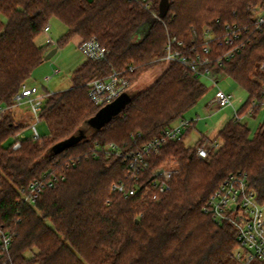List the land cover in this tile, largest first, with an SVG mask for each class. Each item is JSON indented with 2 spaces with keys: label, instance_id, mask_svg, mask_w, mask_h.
Here are the masks:
<instances>
[{
  "label": "trees",
  "instance_id": "16d2710c",
  "mask_svg": "<svg viewBox=\"0 0 264 264\" xmlns=\"http://www.w3.org/2000/svg\"><path fill=\"white\" fill-rule=\"evenodd\" d=\"M169 2L167 15L158 18L154 13L159 12L160 0L153 1L152 11L130 0H0V107L4 108L0 228L14 235L9 250L0 249V264H237L236 228L229 222L215 223L203 208L229 174L240 170L248 172L264 204V122L253 133L242 119L229 120L208 160L196 155L205 139L187 145L185 131L167 141L160 155L148 158L138 183L143 187L152 180L153 169L174 159L176 172L159 202L143 200L142 190L125 195L112 188L121 180L128 188L137 184L127 178V154L174 125L207 91L205 82L186 72L181 63L161 59L169 38L182 40L188 53L202 52L206 25L219 31L226 24L249 26L255 17L253 7L264 4V0ZM53 18L67 27L58 47L74 37L83 41L94 36L109 51L108 57L86 58L72 72L69 88L45 97L39 116L48 124L49 135L42 136V142L17 138L34 118L29 110L16 117L14 97L50 51L36 39ZM212 45L208 56L214 58L222 48ZM157 62L168 64L163 75L91 138L60 153L52 150L98 112L89 95L92 79L118 69L131 81ZM261 64L264 29L232 60L211 64L215 74L230 76L247 90L248 99L238 110L243 117L249 116L252 102L262 98ZM261 109L258 106L254 115ZM110 143L123 154L109 156L105 147ZM51 172L63 173L65 179L44 189L34 205L21 200L22 189Z\"/></svg>",
  "mask_w": 264,
  "mask_h": 264
},
{
  "label": "built area",
  "instance_id": "2783aa9c",
  "mask_svg": "<svg viewBox=\"0 0 264 264\" xmlns=\"http://www.w3.org/2000/svg\"><path fill=\"white\" fill-rule=\"evenodd\" d=\"M141 4L146 9L151 10L154 0H130ZM152 11V10H151ZM254 20L251 25L226 24L219 31L213 26L204 27L205 43L202 52L188 53L184 51L185 44L177 37H170L166 46V55L161 59L164 61H176L181 63L186 72H191L202 81H210L213 85L219 86L216 80L217 74L213 71L211 64L216 61L223 65L226 61L232 60L238 53L252 45L258 38L260 32L264 29V4H258L253 7ZM161 18L158 13H154ZM44 33L49 35V42L57 44L50 36L51 24L44 27ZM222 48L214 58L208 56L213 51V45ZM58 45V44H57ZM79 49L86 58L92 60H106L109 51L101 42L92 37L78 43ZM130 70L134 66H130ZM61 70L54 68L51 75H46L44 80L48 83L54 76L59 75ZM130 86L129 78L123 71L113 69L106 76H99L89 83V95L99 109L115 101L123 93H126ZM52 91H41L35 84L23 83L20 91L14 97L15 105L27 104L28 110L33 116L35 122L27 128L33 131L31 138L42 142L37 124L41 121L40 111L42 110L44 99ZM211 104L220 108L233 105V95L219 88L213 97ZM258 106L264 107V91L260 101H253L247 115L252 116ZM239 110V109H238ZM235 110L234 118L242 119L243 115ZM4 111L0 107V115ZM198 118L182 117L171 127L166 128L163 133L145 144L137 151H131L127 155L129 164L130 180L137 184L128 188L126 183L121 180L113 184V190L124 193L125 195H136L142 190V199L159 202L163 195L169 190L170 182L176 172L175 167H156L152 170V180L146 185L139 186L141 183V174L148 167V158L161 154L163 145L169 141L181 136L185 130L191 127ZM26 128V129H27ZM25 129V130H26ZM25 130L17 134V138H24ZM19 145V142L16 146ZM219 146L217 141H205L202 146L197 148L196 155L200 159L208 160L211 152ZM96 149H99L97 147ZM105 152L109 156L113 154L122 155L123 150L115 143H110L105 147ZM108 151V152H107ZM98 154V152H97ZM65 179L63 173L51 172L43 179L33 181L27 189H22L21 200L30 205H34L40 193L47 187H53L55 183ZM204 213L209 215L217 224L226 222L231 223L238 233V244L235 249V258L237 264H251L255 260L264 261V204L258 199L256 190L251 186L249 174L246 171H236L220 184V186L210 195L204 208ZM14 235L11 232L0 228V249L8 251L12 245Z\"/></svg>",
  "mask_w": 264,
  "mask_h": 264
},
{
  "label": "rangeland",
  "instance_id": "374dc122",
  "mask_svg": "<svg viewBox=\"0 0 264 264\" xmlns=\"http://www.w3.org/2000/svg\"><path fill=\"white\" fill-rule=\"evenodd\" d=\"M2 18L3 20H5L4 16H2ZM50 24L51 31L49 34L54 39V41L57 42L58 39L67 31V27L58 18H53L50 21ZM80 40V37H74L65 46L58 47L57 44H51L49 42V35L44 33L43 31V33L40 34L36 39L37 44L48 45L50 50L57 48V52L51 59L44 60V62L33 71L32 76L29 79V83L37 85L42 92H45L44 89H48L52 92H57L69 88L71 85L72 72L85 59V55L78 47V43ZM167 67V62H157L148 67L146 70L139 71L138 75L131 79L127 93L132 97V99L137 97L139 94H141L142 92L147 90L151 85H153L157 81V79L163 75ZM54 68H59L61 70V73L59 75L54 76L47 83L44 78L46 75H51L53 73ZM263 68L264 66L263 64H261L259 69ZM218 79L219 86L215 87H211L212 83L210 81L207 80L205 82L207 86L206 93L199 99V101L194 107H192L190 110H188V112H186L187 116H191L196 113H199L200 115H206V113L209 112L208 110L206 111V105L210 103L219 88L223 89L227 93H234V95L240 99L244 97V95L246 96V92L234 78L222 74L218 76ZM208 107L210 109H214L215 111L213 113H209L208 116L205 117L206 119L203 120V122L201 121V126L204 129H208L212 126L215 127L217 121L223 116L224 113V111L218 110L215 105H208ZM14 111L16 117H22L24 114L23 111H28V106L25 103L17 105L16 107H14ZM226 111H229V109H226ZM244 121L247 122L252 132L255 133L260 124L264 122V108L263 111H261L259 115H257V117L245 118ZM30 122L33 123L35 122V120L31 119ZM37 129L41 136L49 135V127L45 121H40L37 124ZM81 130L84 131V134L87 138H91L96 131L95 127L91 125L88 120L81 125L80 130H78L77 133H79V131ZM32 134L33 131L27 128L25 130L24 137H31ZM14 140L15 137L10 139V141L7 142V145H9ZM187 142L188 144H191L192 142H194V139L188 137ZM160 166L177 168V162L174 159L167 158L163 160L158 167Z\"/></svg>",
  "mask_w": 264,
  "mask_h": 264
},
{
  "label": "water",
  "instance_id": "95a60500",
  "mask_svg": "<svg viewBox=\"0 0 264 264\" xmlns=\"http://www.w3.org/2000/svg\"><path fill=\"white\" fill-rule=\"evenodd\" d=\"M169 0H160L159 4V15L160 17H165L169 11ZM57 52V48L50 50L45 56V60L51 59ZM132 97L126 92L123 93L112 103L106 105L105 107L98 110V112L91 117L88 121L95 129L102 128L106 123H108L115 115L119 114L131 101ZM84 131H79V133L72 135L71 137L64 139L56 143L52 150L55 153H60L66 148L79 143L85 138Z\"/></svg>",
  "mask_w": 264,
  "mask_h": 264
},
{
  "label": "crops",
  "instance_id": "0c3cea01",
  "mask_svg": "<svg viewBox=\"0 0 264 264\" xmlns=\"http://www.w3.org/2000/svg\"><path fill=\"white\" fill-rule=\"evenodd\" d=\"M86 59V57H85ZM84 59V60H85ZM221 75V74H217L216 76V80L218 81V85H219V79H218V76ZM206 82V81H204ZM216 85H213L211 87H215ZM242 87V86H241ZM243 88V87H242ZM243 90L246 92V96L244 95V97H242L241 99L240 98H237L234 93H230L233 95V105L231 106H228V107H225V108H220L218 107L217 105H215L217 107L218 110H221V111H224L223 113V116L217 121L215 127L212 126L208 129H204L202 126H201V121L203 122V120H205L206 116H208L209 113H213L215 110L214 109H210L208 107V105H214V104H211V101L210 103H208L206 106V111L208 110L209 112L206 113V115H200L199 113H196V114H193L191 116H187L185 114L184 117H188V118H198L196 120V122L189 128H187L185 131H186V138H185V142L187 145H193V143H197V141H199L200 139H205V141L209 142V141H217V137L219 135V132L221 131V129L226 125V123L233 119L234 118V114H235V110L239 109L245 102L246 100L248 99V92L245 88H243ZM54 92V91H53ZM263 108L254 116H245L242 118V120L244 121L245 118H250V117H257V115H259V113L261 111H263ZM216 109V110H217ZM226 109H229V111H226ZM25 112V111H24ZM193 138L194 139V142H192L191 144H188L187 142V138Z\"/></svg>",
  "mask_w": 264,
  "mask_h": 264
}]
</instances>
